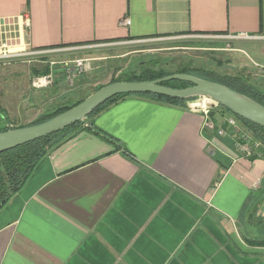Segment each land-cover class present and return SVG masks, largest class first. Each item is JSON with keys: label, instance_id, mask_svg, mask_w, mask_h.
<instances>
[{"label": "crops", "instance_id": "0c3cea01", "mask_svg": "<svg viewBox=\"0 0 264 264\" xmlns=\"http://www.w3.org/2000/svg\"><path fill=\"white\" fill-rule=\"evenodd\" d=\"M182 35L233 40L239 53L264 37V0H0V38L27 51ZM124 56L90 59L88 76L57 65L54 84L21 101L30 118L2 106L0 121L87 98L120 79L127 66L111 64ZM189 105L130 95L85 119L0 210V264H264V157H243Z\"/></svg>", "mask_w": 264, "mask_h": 264}, {"label": "rangeland", "instance_id": "374dc122", "mask_svg": "<svg viewBox=\"0 0 264 264\" xmlns=\"http://www.w3.org/2000/svg\"><path fill=\"white\" fill-rule=\"evenodd\" d=\"M258 41L241 47L239 53H234L232 52L235 49L233 40L205 39L192 35H182L178 38H150L128 43L91 45L80 50L55 51L53 49L51 50L52 52L37 57L17 55L0 59V109L2 106L6 107V113L13 120L16 117L18 118V116H23L24 112L26 113L25 117L29 115L28 118H30L36 112L32 107V103L27 104L22 109L19 105L21 101L27 98L30 91L37 92L31 87V80L35 77L33 71L42 70L45 67V63L41 62L46 61L48 67L50 62H56L60 65L58 61L63 59L61 57H65L66 60L71 61L76 58L95 59L98 55L102 54L117 56V54L125 53L123 58L115 60L111 64L114 74L119 69L124 68L125 65L127 66L122 71V76L118 78L123 77V75H125L123 78H128L130 75L146 69L162 71L168 74L177 73L185 69L189 72L212 73L222 76L242 75L249 83L263 92L264 79H260L262 73L260 71H252L256 69L253 66L254 63H264V39H259ZM87 49L92 51L80 54L81 51H86ZM93 64L94 66L98 65L97 61H94ZM88 74L90 72L86 73L85 76H88ZM262 76L264 77V75ZM98 88L99 86L93 90L95 91ZM5 100H9L11 103H3ZM61 104H58V109L60 106H66ZM218 107L220 106L213 103L203 108H207L209 111L214 110L217 114L227 118L229 114L223 113V110ZM38 117H41V115ZM36 120L22 119L19 123L14 121L12 128L24 127L32 124Z\"/></svg>", "mask_w": 264, "mask_h": 264}, {"label": "trees", "instance_id": "16d2710c", "mask_svg": "<svg viewBox=\"0 0 264 264\" xmlns=\"http://www.w3.org/2000/svg\"><path fill=\"white\" fill-rule=\"evenodd\" d=\"M61 48L66 47V45L59 46ZM143 67V66H141ZM48 72V68H43L42 70H35L33 74L37 75H45ZM175 74H186L190 75L202 80L214 82L221 84L249 99L256 102L257 104L264 107V91H260L257 87L253 86L247 79H245L242 75L238 76H229V75H215L212 73H198V72H189L185 69L173 73L168 74L162 71H151L149 69L142 70L139 73H135L130 75L128 78H120L118 80H112L111 83L115 82H145V81H152L156 79H160L163 77H167L170 75ZM164 87L171 88V89H184L189 87L190 85L184 82L179 81H171L165 82L162 84ZM103 86L99 87L97 90L102 88ZM95 90V91H97ZM93 91V92H95ZM128 95H120L114 97L100 107L95 109L92 114H90L86 119L93 117L100 111L108 108L112 104L117 103L118 101L124 99ZM144 97H148L149 99L160 101L164 103L174 104V105H185L189 102L195 100H177V99H170L156 95H140ZM86 96L74 101L72 103L67 104L66 106H60L59 109L55 108L53 112L49 114H45L39 117L35 122L30 125L19 127V128H5L0 132L8 131V130H15L21 129L26 127H31L35 125L42 124L55 116L64 113L65 111L73 108L74 106L81 103ZM219 109L223 110V113H227L233 117H235L240 125L245 129L252 140L258 143L259 147L256 154L252 158H256L258 156L264 157V128L255 126L249 122H246L236 116H234L228 110L218 107ZM210 115V113H209ZM82 125V122H78L58 133L53 135L44 137L42 139L36 140L34 142L22 145L20 147L14 148L12 150H8L5 152L0 153V210L7 204V202L16 194L27 182L30 178L33 171L39 165V163L47 156V154L51 151L52 148L57 146L59 143L64 141L65 139L69 138L77 129H79Z\"/></svg>", "mask_w": 264, "mask_h": 264}, {"label": "water", "instance_id": "95a60500", "mask_svg": "<svg viewBox=\"0 0 264 264\" xmlns=\"http://www.w3.org/2000/svg\"><path fill=\"white\" fill-rule=\"evenodd\" d=\"M171 81L184 82L190 86L184 89H171L162 85ZM148 94L177 100L208 99L234 116L264 128L263 106L221 84L186 74H175L145 82L110 83L89 95L78 105L42 124L0 132V153L53 135L78 122H83L95 109L114 97ZM5 128L6 123L0 121V131Z\"/></svg>", "mask_w": 264, "mask_h": 264}, {"label": "built area", "instance_id": "2783aa9c", "mask_svg": "<svg viewBox=\"0 0 264 264\" xmlns=\"http://www.w3.org/2000/svg\"><path fill=\"white\" fill-rule=\"evenodd\" d=\"M22 24L26 28L29 27V20L26 16L23 18ZM122 24L126 26L129 25V19H125ZM262 38L264 39V37ZM50 52L52 51H27L22 49L21 45L18 44L15 38L13 37L0 38V59L10 58L12 56L17 55L37 57ZM59 64H61L62 68L65 69L67 73H70L68 74V76L84 75L90 72L92 68L91 60L84 58H77L71 61H64L60 62ZM56 65H58V63L50 62L48 64V72L45 75H37L32 78L31 87L33 89H43L52 86L54 84L53 71ZM261 71L264 74V67L261 68ZM193 102L189 103V108L191 110L201 111L203 113L204 129L215 131L220 136L230 137L233 141L234 147L243 157L251 158L256 154L259 147L258 143L252 140L249 133L245 129H243V127L240 125L239 121L235 117L229 115L227 118L224 119V124L226 126L225 129L220 127L215 129L213 121H211L208 117L209 110L207 108H203L202 106H197Z\"/></svg>", "mask_w": 264, "mask_h": 264}, {"label": "bare ground", "instance_id": "6f19581e", "mask_svg": "<svg viewBox=\"0 0 264 264\" xmlns=\"http://www.w3.org/2000/svg\"><path fill=\"white\" fill-rule=\"evenodd\" d=\"M193 103L196 104L197 106H202V107L213 104V102L208 99H198L194 101Z\"/></svg>", "mask_w": 264, "mask_h": 264}]
</instances>
